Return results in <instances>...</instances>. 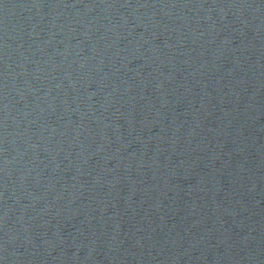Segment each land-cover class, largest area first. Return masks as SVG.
<instances>
[{"label":"water","instance_id":"obj_1","mask_svg":"<svg viewBox=\"0 0 264 264\" xmlns=\"http://www.w3.org/2000/svg\"><path fill=\"white\" fill-rule=\"evenodd\" d=\"M0 264H264V0H0Z\"/></svg>","mask_w":264,"mask_h":264}]
</instances>
